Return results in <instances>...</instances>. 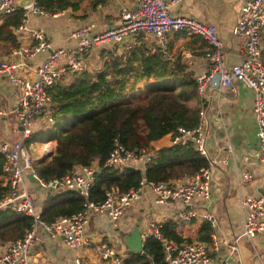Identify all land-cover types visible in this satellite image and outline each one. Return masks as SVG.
<instances>
[{
  "label": "built area",
  "instance_id": "built-area-1",
  "mask_svg": "<svg viewBox=\"0 0 264 264\" xmlns=\"http://www.w3.org/2000/svg\"><path fill=\"white\" fill-rule=\"evenodd\" d=\"M40 1L31 0L19 7L15 0H0V17L10 15L15 10L23 11L15 34L29 33L32 40L26 46L13 49L9 57L0 56V74L17 89V101L12 107L4 108L0 103V116L12 115L18 127L16 139L10 141L0 138V155L3 156L0 181L6 189L0 194V210L11 209L31 217L30 227L22 238L0 246V264H40L33 249L40 242L42 234L59 237L65 246L71 248L75 255L74 264H127V254L120 253L109 240L94 242L86 229L93 217L109 221L114 228H121L127 210L141 201L148 191L154 196L155 203L166 209L175 206L169 219L177 225L190 224L201 217L211 227L216 226L214 215L208 211L211 198L210 163L186 181L147 182L144 174L155 156V151L152 148L130 151L114 140L105 166L119 172L125 169L136 170L142 174V178L136 186L125 191H120L117 187L109 188L104 192L102 200L95 201L90 198V192L99 170L98 164L76 165L62 177L43 181L33 168L36 160L33 158L32 144H25L40 128L46 129L52 123L53 104L47 88L55 83L66 82L74 73L88 71L89 57L94 48L122 47L128 50L141 39L153 38L154 44L149 52L161 51L167 56V38L181 31L200 35L209 44L205 52L208 66L194 77L200 96L204 94L207 86L220 90L235 83L244 84L254 93L252 112L257 125L254 159L263 166L262 189L259 195H244L240 198V206L245 210L241 232L229 243L221 242L228 250L226 257L231 256L236 259V264H242L240 239H253L264 232V58L261 39L264 30V0H245L240 7L231 33L243 39V54L240 62L233 65L227 64L224 46L215 25L206 24L193 17L172 14L170 8L178 0H133V6L120 10L118 20L112 27L95 31L94 22L78 25L69 33L70 42L57 48H52L42 29H32L28 24L31 14L46 17L64 14L62 11L50 12L39 4ZM42 52L48 54L31 69L34 78L29 74L26 76V61ZM207 125L206 108L202 107L198 111L197 124L189 128L178 127L170 134V145L191 146L209 160L206 150ZM43 150L49 152L47 146ZM228 150L231 151L230 147ZM27 171L45 189L78 192L83 197L81 208L52 222L43 220L40 211L36 209L34 196L25 186L24 175ZM240 176L246 181L253 178L252 172L248 170L242 171ZM162 225L163 221L151 219L140 229L144 244L149 237L160 243L164 264L215 263L213 254L218 253L222 246L217 239L211 243H174L164 237ZM84 248L93 250L92 258L84 255ZM221 264L228 263L225 260Z\"/></svg>",
  "mask_w": 264,
  "mask_h": 264
},
{
  "label": "trees",
  "instance_id": "trees-1",
  "mask_svg": "<svg viewBox=\"0 0 264 264\" xmlns=\"http://www.w3.org/2000/svg\"><path fill=\"white\" fill-rule=\"evenodd\" d=\"M40 5L50 12L72 7L87 12L94 0H41ZM22 10H15L0 20V41L17 46L13 33L22 19ZM86 18L85 13L81 17ZM170 36L190 39L187 47L199 49L205 55L209 44L200 35L187 31ZM264 58V30L261 33ZM169 43L166 51L169 54ZM191 49L192 51H194ZM53 111L52 123L25 141L55 140L53 153L33 164L43 181L62 177L76 165H91L97 160L99 170L90 198L100 201L112 187L125 191L136 186L142 174L125 169L123 172L105 166V160L117 140L130 151L150 148V144L174 133L178 127L197 124L201 96L195 79L182 54L169 57L161 51L149 52L145 44L133 46L119 56L106 51L99 71L74 73L66 82L47 88ZM155 156L145 171L147 182L168 181L193 176L208 162L191 146L167 145L156 149ZM3 156L0 155V174ZM1 185L0 194L5 192ZM83 197L75 191L57 192L39 209L41 218L52 222L59 217L77 212ZM31 224V217L11 209L0 210V246L22 238ZM176 223H163L161 231L174 243L211 240V228L202 222L194 239L183 236ZM127 264H164L160 243L149 237L142 254L130 253Z\"/></svg>",
  "mask_w": 264,
  "mask_h": 264
},
{
  "label": "crops",
  "instance_id": "crops-1",
  "mask_svg": "<svg viewBox=\"0 0 264 264\" xmlns=\"http://www.w3.org/2000/svg\"><path fill=\"white\" fill-rule=\"evenodd\" d=\"M244 1L178 0L177 4L172 6L170 10L174 15L193 17L206 24L215 25L218 36L224 46L227 64L233 65L239 63L242 58L241 44L243 39L233 36L231 28L236 22L240 7ZM131 6H133V0H94L93 9L87 12L67 7L66 9L58 10L64 12L63 15L58 17L31 14L28 17V24L32 29H42L49 38L52 48H57L70 42L69 33L74 27L94 22L95 31H102L116 24L122 8ZM84 13L86 18L82 19L81 17ZM15 29L16 27L13 33L16 37L17 46L0 41V56L9 57L8 55L13 49L26 46L32 41L29 33L16 35ZM167 43L170 45L169 57L182 54L189 64L194 77L205 71L208 66V60L205 55L199 54L201 50L187 47L190 43L189 38L169 36ZM140 44H145L150 48L154 41L153 38L148 40L141 39L135 46ZM207 49L208 47H205L203 51ZM106 51L112 52L114 56H119L127 50L122 47L113 49L94 48L89 57V72H93L98 60L99 64L94 72L101 69ZM185 53L188 55H185ZM47 54L48 52H42L38 56L27 60L28 71L24 74L26 76L29 74L33 77L34 73L31 69L38 65ZM253 98V90L242 83H235L231 87H222L220 90L207 86L200 98V109L202 107L206 108L208 122L206 150L210 162L205 158L208 164L210 163L211 170V198L208 211L214 215L217 223L213 228L207 221L198 217L190 224L177 226L179 232L185 237L194 239L200 224L206 222L212 230L210 234L211 240L206 243H211L214 239H217L220 243H229L232 239L239 236L245 217V210L239 203L240 198L244 195L256 196L261 193L263 166L254 159L257 125L252 112ZM16 101L17 89L0 74V103L4 108H10ZM17 129L16 121L12 115L0 116L1 139L10 141L16 139ZM169 139L170 134H167L163 138L152 142L150 148L156 151L158 148L170 145ZM37 143L34 141L28 143L32 144V149L37 152L38 158L37 156L35 157L37 158L36 162L45 154L53 153L55 140ZM45 146L49 148V152L43 150ZM228 147H230L231 151L228 150ZM92 164H98L97 160L93 161ZM245 170L252 172L253 178L249 181L242 179L240 176L241 172ZM24 177L25 186L34 196L36 209L39 211L43 204L58 191H50L40 186L30 171H27ZM191 177L185 176L170 180L186 181ZM174 210L175 206H169L166 209L163 205L155 203L154 196L148 191L144 194L141 201L127 210L121 228H114L109 221L93 217L86 231L96 243L101 240H109L120 253L127 254L128 259L130 257L129 254L133 252L128 250L123 237L131 232L137 220L140 219L139 226L143 229L151 219L160 220L163 223L169 221V217L172 216ZM239 249L242 264H264V232H261L253 239L241 238ZM33 251L40 264H74V251L65 246L59 237H50L42 234L40 242ZM82 251L84 255L90 258L93 257L92 249L84 248ZM226 252L228 250L225 244H222L220 251L213 254L215 256L214 264H221L225 260L228 264H236V259L231 256L226 257Z\"/></svg>",
  "mask_w": 264,
  "mask_h": 264
},
{
  "label": "water",
  "instance_id": "water-1",
  "mask_svg": "<svg viewBox=\"0 0 264 264\" xmlns=\"http://www.w3.org/2000/svg\"><path fill=\"white\" fill-rule=\"evenodd\" d=\"M30 2L31 0H15V4L19 7H22ZM50 155L51 153H47L44 156H42L38 161H43ZM139 225H140V219L137 220V223L134 225L131 232L123 237V240L125 241L128 250L137 254H140L144 248V243L141 238V230Z\"/></svg>",
  "mask_w": 264,
  "mask_h": 264
},
{
  "label": "rangeland",
  "instance_id": "rangeland-1",
  "mask_svg": "<svg viewBox=\"0 0 264 264\" xmlns=\"http://www.w3.org/2000/svg\"><path fill=\"white\" fill-rule=\"evenodd\" d=\"M96 62H97V60H96ZM98 64H99V60H98V62L95 64L96 66H95V68L93 69V72L95 71V69L98 67ZM93 72H91V73H93ZM36 144H38V143H36ZM37 156V152L36 151H34L33 152V158H35ZM37 158H38V156H37ZM37 158H35V160H37ZM52 193V192H51Z\"/></svg>",
  "mask_w": 264,
  "mask_h": 264
}]
</instances>
